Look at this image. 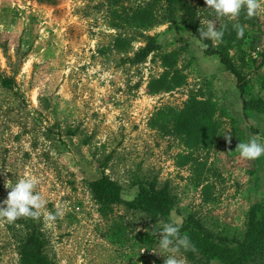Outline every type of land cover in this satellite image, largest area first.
Wrapping results in <instances>:
<instances>
[{
	"label": "rangeland",
	"instance_id": "1",
	"mask_svg": "<svg viewBox=\"0 0 264 264\" xmlns=\"http://www.w3.org/2000/svg\"><path fill=\"white\" fill-rule=\"evenodd\" d=\"M187 2L205 29L215 13L204 0ZM260 2L251 18L246 9L215 18L224 34L244 28L226 52L264 103ZM166 13L161 0H0V77L11 81L0 86V203L6 181L39 179L44 210L62 213L33 219L51 264H164L154 232L165 223L122 203L100 211L89 183L101 177L123 200L136 179L165 189L170 223L190 216L219 238L240 240L248 207L264 201V155L245 159L236 148L252 136L264 144V115L241 109L233 75ZM148 38L154 47L142 57ZM191 98L213 107L205 147L172 130L170 116ZM24 235L16 221L0 226V264L21 263Z\"/></svg>",
	"mask_w": 264,
	"mask_h": 264
},
{
	"label": "trees",
	"instance_id": "2",
	"mask_svg": "<svg viewBox=\"0 0 264 264\" xmlns=\"http://www.w3.org/2000/svg\"><path fill=\"white\" fill-rule=\"evenodd\" d=\"M167 10V17H173L176 12L189 36L199 40V30H203L196 20L195 13L187 0H161ZM145 13L147 11H144ZM172 19V18H171ZM146 20V18H145ZM224 33V31H223ZM242 38H237V30L224 34L222 40L214 46L210 40L201 41L208 47L203 53L214 55L225 70L236 80V89L241 99V109L254 110L264 115V103L248 95L245 75L237 70L234 62L228 57L226 49L239 46ZM154 47V40L148 38L146 46L139 52L142 57ZM0 86L10 89L11 81L0 77ZM212 105L209 102H197L189 99L185 107L170 116L172 130L183 136L186 144L207 146L215 136L216 124L211 120ZM135 194L130 200H123L119 187L105 177L89 183L90 194L100 211L108 210L113 204H124L127 208L146 213L154 220L170 223L169 218L175 209L173 198L165 189H155L152 183L136 179ZM25 230V235L19 245L20 264H51L42 254L43 240L30 217L16 220ZM244 233L240 240L213 236L203 228L202 224L190 216L183 218L180 235H186L190 240L192 250L185 251V258L193 264H264V201L252 203L246 212Z\"/></svg>",
	"mask_w": 264,
	"mask_h": 264
},
{
	"label": "clouds",
	"instance_id": "3",
	"mask_svg": "<svg viewBox=\"0 0 264 264\" xmlns=\"http://www.w3.org/2000/svg\"><path fill=\"white\" fill-rule=\"evenodd\" d=\"M208 9L215 13V17H227L236 19L242 9H246V15L251 18L255 16L258 10H261L262 4L260 0H204ZM203 21L206 28L199 30L200 45L203 40H211L220 42L224 35L222 30L217 29L216 18ZM244 28L237 26V38H242ZM206 50L208 45L203 44ZM258 136H252L246 143H238L236 148L242 158L257 159L264 155V144L259 142ZM225 140L231 144V135H226ZM39 183V179L31 174L25 173L24 177L19 179L14 185L11 181L5 182V187L10 191L7 198L0 203V226L11 224L21 217H30L39 219L43 216L46 222H54L58 215H61L60 207L57 206V212L51 213L45 211L46 202L42 199L39 192L35 189ZM182 221L177 219L172 223H165L159 229H156L154 235H158L159 247L163 252L168 253L164 259V264H186L185 258H177L176 253L183 248L185 251L192 250L189 238L180 235V227Z\"/></svg>",
	"mask_w": 264,
	"mask_h": 264
}]
</instances>
